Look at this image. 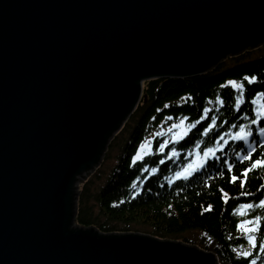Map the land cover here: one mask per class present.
<instances>
[{"label": "water", "instance_id": "95a60500", "mask_svg": "<svg viewBox=\"0 0 264 264\" xmlns=\"http://www.w3.org/2000/svg\"><path fill=\"white\" fill-rule=\"evenodd\" d=\"M264 44V0H0V264H218L142 234L75 226L146 80Z\"/></svg>", "mask_w": 264, "mask_h": 264}, {"label": "trees", "instance_id": "16d2710c", "mask_svg": "<svg viewBox=\"0 0 264 264\" xmlns=\"http://www.w3.org/2000/svg\"><path fill=\"white\" fill-rule=\"evenodd\" d=\"M142 91L138 106L113 139L124 133L113 168L95 193L90 182L82 186L75 224L102 234H146L196 247L213 253L219 264H250L253 259L264 264V253L259 252L264 241V209L242 208L264 198V168L250 172L243 189L240 180L230 182L232 175L240 176L251 165V161L238 159L248 154V144L255 148L252 160L264 158V137L252 125L253 135L247 143L230 138L222 144L219 140L221 135L249 124L243 117L256 118L255 99L264 108V45L246 47L198 75L146 80ZM181 120L196 121V127L171 140L161 152L159 147L169 135V127ZM233 124L237 127L232 128ZM259 127H264V119ZM153 132H157L153 152L136 160L140 145ZM217 141L220 145L214 156L219 159L209 156L202 168L187 175L188 179L175 176ZM110 146L108 151L114 143ZM169 146L177 155L171 152V158L163 159ZM229 164L233 165L232 172L228 171ZM255 216L262 217L258 232L245 231L255 227L252 224L240 227ZM247 235L257 237L255 250ZM244 251L252 255H239Z\"/></svg>", "mask_w": 264, "mask_h": 264}, {"label": "snow or ice", "instance_id": "6c2138e0", "mask_svg": "<svg viewBox=\"0 0 264 264\" xmlns=\"http://www.w3.org/2000/svg\"><path fill=\"white\" fill-rule=\"evenodd\" d=\"M249 82L251 83L253 81H249ZM243 118L244 119H249V124L241 125L239 127V130L236 131L234 134L231 133V132H228V133H225L224 135H221L219 137V140H224L225 135H227L234 141H244L245 143H247L249 138L252 137V135H253V133L251 131V126L252 125H256L257 128H258V135H260L261 137H264V127H259L260 121L262 119H264V113L257 112L255 119H250L249 117H243ZM214 121H215V118H213V122ZM183 125H184V121L181 120L179 124H173L172 128H170L169 131H172L173 129H178V128L182 127ZM188 127L189 128H195L196 125L192 124V125H189ZM231 127L232 128H236L237 126L235 124H233ZM207 134H208V132L205 131L204 135L206 136ZM165 143H167V142H165ZM218 143H219V141H217V144ZM248 149H249L248 154L240 156V157H238V159H240L241 161H251L250 167H247L240 174V176L232 175L231 178H230V182L231 183H236L237 180H240V185L239 186H240L241 189H243L245 187V185L247 184L250 172H253V170L257 169L258 167L259 168H264V158L257 159V160H252V153L255 151V148L253 147L252 144H248ZM163 150H164V146L161 147L160 151L163 152ZM215 151H216V149H214V148H208L203 153V156L205 157V162H206V158L209 157L210 153L213 154V158L219 159V157H215L214 156ZM176 155H177L176 150L173 149L172 156H176ZM169 158H171V157H169ZM140 159H141V157L139 155H137L136 160H140ZM134 163H135V161H134ZM160 163H164V161L162 160V161H160ZM202 167H203V163L201 165H199L197 168H193V165L191 163H189L188 165H186L182 169V172H177L175 174V176L177 178H181L182 177L183 179H188V176L183 175V173H187L189 171L195 172V171L199 170ZM232 169H233V165L229 164L228 165V171L232 172ZM144 171H148V169L145 168ZM152 171L155 172L156 170L153 169ZM221 175H222V173H221ZM241 176L243 177V179H241ZM169 182L171 183V181H169ZM135 187H136V185L134 184L133 188H135ZM261 189H264V185H261ZM261 189H258V191L261 190ZM242 194L246 195V196L250 195V193H242ZM224 195H225V197L227 196L226 193ZM225 202H227V200ZM242 208H245V209H253V208L264 209V198L260 199L258 204L254 205L252 203H248V204L242 205ZM208 210H210V209H206V211H208ZM241 214H243V213H241ZM261 219H262V217L255 216L252 220L243 221L241 223L240 227L243 228L244 224H252V225H255V227L248 228L245 231L249 232V233L258 232L259 229H260V221H261ZM246 238H247L249 244L251 245L252 249L255 250L258 247V245H257V237L253 236V235H247ZM259 252L260 253H264V241H262L259 244ZM239 255H242L244 258H247V257H250L252 255V252L251 251H244L242 253H239ZM250 264H257V261L255 259H253V260H251Z\"/></svg>", "mask_w": 264, "mask_h": 264}, {"label": "rangeland", "instance_id": "374dc122", "mask_svg": "<svg viewBox=\"0 0 264 264\" xmlns=\"http://www.w3.org/2000/svg\"><path fill=\"white\" fill-rule=\"evenodd\" d=\"M263 45H260V46H263ZM229 56H231V55H229ZM229 56H227V57H229ZM142 95H143V91H142V94H141V99H142ZM255 104H257V106L255 108V112L256 113L257 112L264 113V108H262L261 106H258V99H255ZM130 116L127 118V120L130 118ZM183 121H184V125L182 127L178 128V129H173L172 131H170L169 135L166 137V139L163 141V143H161V146L159 148L164 146V149H166V147H168L167 146L168 143L171 140H177L180 137H182L189 130L188 126L192 125V124H195V122H196V121L195 122H189L187 120H183ZM179 123H180V121L175 122L174 124H179ZM170 128H172V126L169 127V129ZM118 132L116 134H118ZM156 133L157 132L151 133V135L143 141V143L139 147V150H138L135 158L137 157V155H139L142 158L145 154L153 152V140L155 138ZM116 134L114 135V137L116 136ZM114 137L110 140V143H109V145L107 147V150L105 151L104 155L102 156L100 162L97 163L93 168L89 169V172H88L87 175L80 176V177L76 178V180H75V190H76V193H77L76 198H75L76 207H77V201H78L79 193H80V190L82 189V186H84V183L86 181L90 182L91 191L95 193L96 190L99 188V186L102 184V181L104 179H106V175L108 174V172L113 168L114 164L116 163V158H117V154H118V148H119L121 142L124 139V133L121 134V136L116 141L113 140ZM228 139H230L229 136L225 137L223 142H222V144H225V142ZM165 142H167V143H165ZM111 143H114V147H113V149L111 151H108L109 148L112 147V146H110ZM219 145H220V143H218L214 147H211V148L216 149L214 154H216ZM171 152H172V149L169 146V148L167 150V156L164 157L163 159H165L167 157H170L169 153H171ZM209 156L211 157V156H213V154L210 153ZM204 161H205V157L204 156L200 157V158H197L194 161V163H193V168L197 167L198 165H200ZM190 172L191 171H189L187 173H184L183 175L187 176L188 174H190ZM98 175H99V177H98ZM74 225L78 226L75 223H74ZM78 227H81V226H78ZM144 235H146V234H144ZM208 253H211V252H208ZM215 258H216V256H215Z\"/></svg>", "mask_w": 264, "mask_h": 264}]
</instances>
